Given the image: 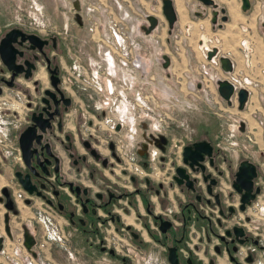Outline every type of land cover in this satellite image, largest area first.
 Instances as JSON below:
<instances>
[{
  "label": "flooded vegetation",
  "instance_id": "af4514ba",
  "mask_svg": "<svg viewBox=\"0 0 264 264\" xmlns=\"http://www.w3.org/2000/svg\"><path fill=\"white\" fill-rule=\"evenodd\" d=\"M38 36H16L11 68L0 58V95L22 94L0 105V264H137L154 247V264H172L170 248L176 264H264L263 221L249 210L263 193L257 163L239 192L247 157L234 162L209 134L172 147L163 122L136 114L115 60L73 62L66 80L59 39ZM203 139L210 152L186 162L185 146Z\"/></svg>",
  "mask_w": 264,
  "mask_h": 264
},
{
  "label": "rangeland",
  "instance_id": "374dc122",
  "mask_svg": "<svg viewBox=\"0 0 264 264\" xmlns=\"http://www.w3.org/2000/svg\"><path fill=\"white\" fill-rule=\"evenodd\" d=\"M181 1L190 6L188 14L191 18L198 20L192 11L197 9L198 0ZM217 2L221 5L232 3L235 8L242 9L241 0H217ZM184 9L178 5L179 16L185 12ZM245 11L255 22L261 23L264 21V0H251V6ZM148 14L156 16L158 21L152 29V40L148 39L149 35L146 36L149 41L146 44L142 38L146 35L144 26L148 23ZM114 22L118 25V29L124 30L127 35L122 37L126 44V51L129 47L131 48V52L126 56L127 60L132 64L135 53L138 57V65L134 67L133 71L127 69L129 73L121 75L116 70L120 79H115L120 83V89L127 91V96L130 95L128 90L129 92L132 90L133 93L138 90L142 99L152 104L149 108H144L143 104L138 103L136 114L147 117L151 124L157 123L159 118L163 119L165 131L172 138V147H175L174 143L180 145L182 141L187 142L195 136L209 134L216 141L223 140L222 144L229 147L228 151L232 154L234 162L241 156L256 162L260 170L259 180L263 185V193L256 200V202L258 201L257 207H251L249 210L256 212L255 217L263 221L264 225V124L260 122L264 111L257 109L255 114H252L246 106L239 109L236 98L231 104L225 100L213 102L212 107H201L194 99L197 96L194 92L196 81L189 76L186 80L187 89H182L181 78L175 74L177 70H170L169 63L171 61L165 67L162 65L163 55L170 59L169 57L173 53L175 54V52L172 54L171 52L173 48L176 50L175 40L180 31L175 23L171 28L167 26V21L161 12L160 0H0V37L13 26L41 36L55 35L60 41L62 76L66 80L71 76V73L76 75L70 64L74 62L76 69H80L82 67L78 63L84 64L87 57L93 58L92 62H96V59L102 60L103 55L107 57L105 53L110 52V55L114 56L116 68L118 67L117 44L110 27ZM233 29L237 30L236 27ZM185 32L186 36H190V27H186ZM132 38L135 41L142 39L141 47L133 49ZM164 47L172 49L171 51L166 49L165 52ZM187 48L186 54L189 60H193L195 51L189 43H187ZM222 53L224 54V52ZM145 60L149 61V66L151 64V70L143 69ZM212 64L205 62L203 68L212 73L216 69L215 64ZM105 65L107 64L105 63ZM92 67L94 68V65ZM82 75H78V79H75L74 82L84 90L88 86L82 83ZM99 81L103 82L101 79ZM4 88V93L0 95L1 107L8 104L7 101L13 95H22L20 92H16V89ZM119 98L123 99L124 97ZM144 111L147 113H143ZM241 122L244 123V129H241ZM9 166H4L8 173L11 172ZM18 236L19 232L16 234V237ZM12 242L7 239L6 246H11ZM155 248L148 249L144 258L139 259L136 263L154 264L156 256H161V253ZM62 262V259L57 261L58 264H63L64 262Z\"/></svg>",
  "mask_w": 264,
  "mask_h": 264
},
{
  "label": "crops",
  "instance_id": "0c3cea01",
  "mask_svg": "<svg viewBox=\"0 0 264 264\" xmlns=\"http://www.w3.org/2000/svg\"><path fill=\"white\" fill-rule=\"evenodd\" d=\"M172 1L176 12V20L174 23L180 31V34L175 40L176 50L171 48L173 50L171 54L173 52H175V54L173 53L171 57H169V62L171 61L169 67L172 71L174 69L177 70L175 74L181 78L180 86H182V89H187L186 80L189 76L196 81V89L194 92L197 96L194 99H196L199 106L212 107L213 102L225 101L219 94L217 83L212 79L210 72H205L203 68L205 62L207 64V62L212 63V61L204 57L200 50L201 42L210 37H215L219 41L217 47L220 55L224 52V54L228 55L233 61V70L228 73L243 72V74L252 77L254 80H258L257 86H250L248 88L249 98L246 107L250 109L249 111L252 114H255L257 109H263L264 111V21H261V23L259 21L255 22L250 14L243 8L237 9L232 3H230V5H221L219 2V13L214 21V15L212 13L214 8L211 6L206 7L200 0H198L199 3H196L197 9L192 10L198 18V20H196V18L192 19L188 14L190 10L188 4L181 0H178V3L175 0ZM178 5L185 8V12L180 16L177 12ZM240 5L242 7V0ZM221 7L225 8L224 13L220 11ZM224 14L227 15L226 20L222 19ZM206 22H208V24H206ZM186 27H190V36H186ZM235 27L237 30L234 31L233 28ZM152 31L153 30L148 33L145 32L146 35L142 38L144 43H149L146 37L148 35L150 36L148 39L152 40ZM142 39L139 40V44H141ZM187 43H189L195 51L193 60H189L186 54L188 51ZM246 46L251 48L249 60L244 53ZM166 49L171 51L168 47H164L163 50L166 52ZM143 64L144 70H151V64L149 66L148 60H145Z\"/></svg>",
  "mask_w": 264,
  "mask_h": 264
},
{
  "label": "water",
  "instance_id": "95a60500",
  "mask_svg": "<svg viewBox=\"0 0 264 264\" xmlns=\"http://www.w3.org/2000/svg\"><path fill=\"white\" fill-rule=\"evenodd\" d=\"M160 1H161V12L167 21V26L169 28H171L173 26L175 20H176V12L174 9L173 1L172 0H160ZM200 1L204 5L211 6L214 8L212 10V13L214 15V21H215L217 15L219 13L218 2L216 0H200ZM250 6H251V0H242V8L244 10L248 9ZM220 11L222 13H224L225 8L221 7ZM222 19L226 20L227 15L224 14L222 16ZM147 21H148L147 25L144 26V32H146V33L150 32L154 28L158 19L156 16H154L152 14H148L147 15ZM17 35H20L21 37H24V35H25L30 40H38L39 45L43 41L35 33H25L24 31H22L18 27L9 28L0 37V58L8 66V68H11L12 65H11L9 59L7 58V54L9 52L11 53L10 55H11V61H12L13 49L11 47V42L16 39ZM217 54H219V49H218V47L214 46L208 51L207 58L211 59L213 56H215ZM163 59H164V61H163L162 65L165 67L168 65L169 59L166 55H163ZM219 61H220L221 68L225 72H230L233 70V67H234L233 61L228 55H225V54L220 55ZM216 83H217V89H218L219 94L229 104H231L233 102V99L236 98L238 101V108L239 109H243L246 106V103H247L248 98H249V90L246 87L240 86L235 90V87H234V84L232 83V81H230L228 78H225V77L224 78H218L216 80ZM241 124H244V123L241 122ZM23 134L24 133L22 132L20 137H19V142H20V145L22 148H23V143H22ZM29 143H30V138L28 139V141H26L25 148L27 147V145ZM211 147L212 146H211L210 142L205 140V139L195 141L191 145L190 144L186 145L184 148L185 161L188 162V160H190V164L193 165L195 162H197V154L200 153L202 150L203 151L209 150V152H210ZM243 171H245L247 173V182H248L247 185H242L240 183ZM237 174H238L237 180H235V182H234V187L239 192H242L243 194H245L248 191V189L250 190L253 186V177L257 174L256 163L249 160L248 158L243 159L240 163L239 170H238ZM186 176H188V173H186ZM257 189L259 190V188H257ZM244 206L245 205L243 203L241 205V207L243 208ZM168 259L172 264H176L174 248L169 249Z\"/></svg>",
  "mask_w": 264,
  "mask_h": 264
},
{
  "label": "built area",
  "instance_id": "2783aa9c",
  "mask_svg": "<svg viewBox=\"0 0 264 264\" xmlns=\"http://www.w3.org/2000/svg\"><path fill=\"white\" fill-rule=\"evenodd\" d=\"M111 27V32L112 35L115 39V42L117 44V51L116 53L119 56V62H118V66L122 69V71H124L125 73H129V71H133L134 67H136V64L138 62V57L135 53V57L132 58V64H130L129 60H127L126 56L128 55L129 52H131V48L129 47L128 51H126V44L124 42V38H122L123 36L126 37V33L124 32V30H119L118 29V25L114 22L112 23ZM129 36V35H128ZM128 39V37H127ZM132 44H133V49H137L138 47L141 46V44H139V41H135L132 38ZM218 43V39L216 40L215 37H210L208 39H206L205 41L201 42L200 44V50L203 54L204 57H207V53L208 51L214 47L217 46ZM245 56L247 57V59L249 60L250 54H251V48L246 46L245 50H244ZM111 53H105V55L108 57L109 61H108V65H112L113 61H114V56L110 55ZM214 65V67L216 68L211 74L212 79H214L215 81L218 78H228L230 81H232V83L234 84L235 90L240 87V86H244L249 88L250 86H257L258 85V80H254L252 77L243 74L242 72L239 73H233V74H229L228 72H225L220 65V61L219 58L217 56H213L210 59ZM130 64V65H129ZM126 66H129L128 68ZM127 69L129 71H127ZM205 72L206 69H205ZM135 103L136 105L138 103L143 104L144 108H149L152 104H150V102H147L145 99H142V95L140 93V91H136L135 92ZM152 102V101H151ZM143 113H147V111H144ZM163 120V119H162ZM161 118H159L157 121L162 122ZM261 123L264 124V116L262 117V119L260 120Z\"/></svg>",
  "mask_w": 264,
  "mask_h": 264
}]
</instances>
